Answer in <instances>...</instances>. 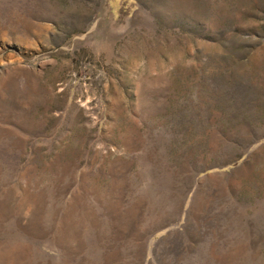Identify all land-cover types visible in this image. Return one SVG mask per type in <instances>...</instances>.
<instances>
[{"label":"rangeland","instance_id":"obj_1","mask_svg":"<svg viewBox=\"0 0 264 264\" xmlns=\"http://www.w3.org/2000/svg\"><path fill=\"white\" fill-rule=\"evenodd\" d=\"M0 264H264V0H0Z\"/></svg>","mask_w":264,"mask_h":264}]
</instances>
